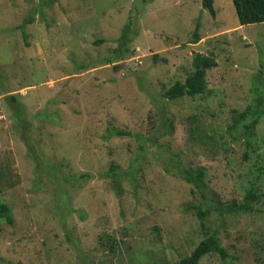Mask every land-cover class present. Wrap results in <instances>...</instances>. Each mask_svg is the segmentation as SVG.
Wrapping results in <instances>:
<instances>
[{
  "label": "rangeland",
  "instance_id": "obj_1",
  "mask_svg": "<svg viewBox=\"0 0 264 264\" xmlns=\"http://www.w3.org/2000/svg\"><path fill=\"white\" fill-rule=\"evenodd\" d=\"M44 4L0 0V204L14 218L9 225L0 217V264L178 262L204 238L187 206L208 202L191 194L174 159L206 170L213 206L244 202L256 178L250 169L264 168V116L251 145L242 127L231 130L233 111L246 110L256 98L253 85H264V23L240 26L232 0L215 1L216 17L203 0ZM80 11L99 19L100 30L79 32ZM30 14L28 48L16 28ZM198 24L199 42L192 44ZM125 30L131 40L119 57ZM97 38L104 40L99 46ZM79 48L88 65L69 75L64 67ZM198 54L217 64L207 71L211 92L164 99L166 89L186 80ZM112 56L118 61H103ZM119 130L133 135L117 136ZM112 164L130 171L121 196L110 186ZM260 175L255 211L224 212L221 236L230 257L208 255L200 264H238L231 258L243 249L240 261L260 263L264 169ZM216 216L206 219L218 226Z\"/></svg>",
  "mask_w": 264,
  "mask_h": 264
},
{
  "label": "trees",
  "instance_id": "obj_2",
  "mask_svg": "<svg viewBox=\"0 0 264 264\" xmlns=\"http://www.w3.org/2000/svg\"><path fill=\"white\" fill-rule=\"evenodd\" d=\"M44 1H45L44 5H47V7L52 9L54 2L57 0H44ZM215 1L216 0H203V7L205 9H208L214 17H216L217 15V12L215 10ZM232 1L236 9V14L240 26H249V25L264 23V0H232ZM79 14L74 16H76V18L82 17V19L85 20V23H80L77 26V30L79 32H84L88 28V31L93 34L95 33L93 31L95 29L93 28L94 26L97 27L96 29L97 31L100 30L98 26L99 19H95V18L91 19L89 17V14H87L86 12L84 14L83 11L82 12L80 11ZM84 16H86V18H84ZM46 20L54 22V20L50 18H46ZM32 21H33V15L30 14L24 20V23L19 25L18 28H16V30L20 32L19 34L22 43H24L28 48H31L33 43L27 41L26 28L30 23H32ZM48 21L46 25L50 27L51 23H49ZM58 24L59 23L56 22L57 26ZM199 30H200V25L198 24L195 32V39L193 40L192 44H197L199 42V36H198ZM130 40L131 39H128L127 37V31L125 30L120 40V48L116 50V53L118 54L119 57H122L123 52H125L126 50L124 45H126V43H128ZM103 42L104 40L102 38H97L94 41V45L99 46ZM39 50L42 49L39 48ZM74 55H77L76 56L77 58H72V60L69 59V61H72L71 64L65 65L66 67H64L65 71L69 75L77 74L78 72L83 71V69L88 65V60L86 58L81 59V56L85 55L84 51L81 48H79V52H77ZM118 59L115 56H112L106 58L103 61H108L109 63H115L118 61ZM86 61L87 64H85ZM216 66L217 64L212 57L203 56L201 54L196 55L193 61V70L187 75L186 80L184 82L177 81L170 88L166 89L165 92L162 94L164 99H166L167 101H175L185 97H189L192 99H196V98L203 99L207 93L211 92V90L208 89L207 71L215 68ZM258 83L261 86H257ZM253 89L256 93V98L254 99L253 103H251L243 112L233 111L234 113L233 119L235 123L232 125L231 128V130L235 131L236 129H238V127H242L243 135L245 136V142L248 145H251L252 139H255L254 137H256V129H257L256 126L259 124L260 120L264 116V85H262V83L259 80V82L257 81V83L253 85ZM16 99L17 97L13 98V100L15 101ZM15 112L18 114V111L15 110ZM249 119L251 121L249 123H246V120L249 121ZM53 122H54V118H53ZM114 133L120 137L133 135L130 132L120 131V130L115 131ZM232 136L236 138V136L234 135ZM137 137L140 138V136ZM154 137L155 136L153 135V138ZM150 138L152 137L150 136ZM200 143L206 145V141L203 139L202 140L200 139ZM139 149L143 153L146 152V147L144 145H140ZM174 163H175V167L177 168L178 175L186 183L192 186V189L190 190L191 194H195V193L200 194V196H202V198L206 200L208 203L206 204V208H202V207L191 208L190 206H187V211H194L198 219L200 220L202 226V234L204 235V238L190 255L183 257L178 262H175L173 264H200V262L208 255H218L225 261V259L230 257V255L227 251L228 248L224 244L223 236H221L222 232L225 231V220L223 219L224 212L227 211L231 214H238V213H252L253 211H255L254 205L255 203H259L261 199V196L259 195V192H261L259 186L261 184L258 185V183L263 179V177L260 175L264 169L263 166L262 165L258 166L257 169L258 174L252 171V169H250L249 175L250 176L255 175L256 178H254L253 181L252 180L249 181V186L246 188V195L244 202L238 204L237 202L234 201L231 202V204H229L227 207H225L221 204L213 206L211 204V203H215V200L213 198L210 201H208V196H209L208 192L211 188L206 180L207 172L203 167H199L196 169L185 167L184 164L179 159H174ZM166 170L170 172L169 169ZM129 174L130 171L121 170L119 166L112 164L110 167V173L108 174V176L111 177L110 186L112 187V189L113 188L115 189V191L119 196H121L124 192V188L123 186H121L122 185L121 182H127L128 181L127 178H129ZM85 177H89V175H85V174L82 175V178ZM68 179H74V177L73 178L69 177ZM132 179H134V177ZM60 180L61 182H63L62 179ZM61 188H65V184H63L60 187V189ZM216 214H217L216 218H219L222 221V223L218 226L215 225L214 220L207 221L206 219L208 215L210 217L212 215L215 216ZM0 217L5 219V221L9 225L14 224L12 209L8 204L5 203L0 204ZM127 234L129 235L128 232ZM231 247H233L234 249L236 248L234 244H232ZM126 248L130 249L129 247ZM246 252H248V250L245 249L239 251L237 255L231 258L232 261L239 260L238 264H245L242 261H240L239 258L245 257V254H247ZM259 254H260L259 255L260 258L258 260L260 261L259 264H264V249H260Z\"/></svg>",
  "mask_w": 264,
  "mask_h": 264
}]
</instances>
